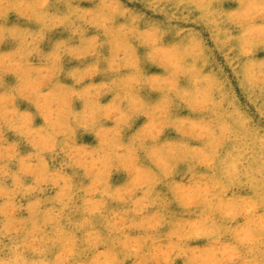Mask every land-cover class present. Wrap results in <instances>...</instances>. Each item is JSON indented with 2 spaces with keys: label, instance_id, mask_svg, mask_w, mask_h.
<instances>
[{
  "label": "rangeland",
  "instance_id": "rangeland-1",
  "mask_svg": "<svg viewBox=\"0 0 264 264\" xmlns=\"http://www.w3.org/2000/svg\"><path fill=\"white\" fill-rule=\"evenodd\" d=\"M0 264H264V0H0Z\"/></svg>",
  "mask_w": 264,
  "mask_h": 264
}]
</instances>
